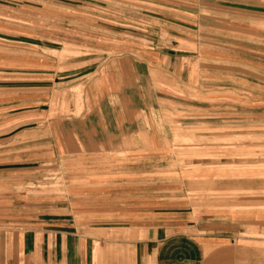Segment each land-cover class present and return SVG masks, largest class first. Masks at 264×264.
<instances>
[{
  "label": "crops",
  "instance_id": "crops-1",
  "mask_svg": "<svg viewBox=\"0 0 264 264\" xmlns=\"http://www.w3.org/2000/svg\"><path fill=\"white\" fill-rule=\"evenodd\" d=\"M100 3L99 31L55 33L82 48L65 64L74 73L63 77L85 78L78 82L85 91L80 116L50 119V104L43 108L45 90L54 99L45 87L54 79L56 86L54 60L37 63L36 81L0 79V146L20 148L0 159V264H90L93 244L110 242L111 235L130 264H205L221 251L264 252V169L173 168L166 164L171 126L155 120L164 111L156 99L166 82L203 92V99L230 100L220 91L249 82L237 77V65L264 67V0ZM94 52L99 59L86 58ZM156 70L163 77L158 84ZM226 108L213 116L235 114ZM216 119L217 129L202 134L237 132L225 128L235 117ZM23 130L45 132L46 145L40 136L16 139ZM60 157L83 165L68 172L64 194L29 197L15 190L36 165L55 166ZM251 256L245 258L261 264Z\"/></svg>",
  "mask_w": 264,
  "mask_h": 264
},
{
  "label": "rangeland",
  "instance_id": "rangeland-1",
  "mask_svg": "<svg viewBox=\"0 0 264 264\" xmlns=\"http://www.w3.org/2000/svg\"><path fill=\"white\" fill-rule=\"evenodd\" d=\"M101 15L103 12L100 0H0V79L11 77L13 80V78L23 76H34L32 80L36 81L37 69L40 68L37 63H40L41 59L50 60L53 64L55 62L57 66L55 64L53 69L57 70L55 73L56 86H52L55 79L45 84L46 88L55 91L54 99L51 100V91L45 90L44 94L49 100L43 108L47 109L50 104V110H48L50 119L67 121L80 116L85 105V91L84 85L78 82L85 78L76 82L73 80L74 76L63 77L74 73V69H71L73 67L65 64L74 61L73 57L79 56L82 48L69 44L68 42H72V39L67 36L58 37L55 33L66 31V33L85 34V32L99 31L104 22ZM50 48L55 50L50 51ZM94 53L95 56L86 58L99 59V54ZM262 55L264 56V52ZM77 59L80 60V58ZM249 60L255 61L252 57H249ZM261 62L264 64V60ZM96 67L92 66L90 71L102 70L100 66ZM4 69L11 73H2ZM82 69L75 71L76 76H83L88 72V66ZM236 72L237 77L245 78L249 82L245 83L246 86L236 83L235 88L230 91L227 89L220 91L222 96L230 100L203 99V92L199 94L200 92L196 89L186 90L174 80L164 83L166 87L164 85L162 87L165 93L162 94V99H156V107H162L164 111L161 114L157 113L155 120L158 127L163 121L169 124L173 132L172 160L166 164L178 169L202 167L264 169V92L261 93V90H264V67L237 65ZM154 73L158 80L155 81L156 84L162 82L159 81L163 79L159 71H152V77ZM261 80L263 81L260 82ZM33 84L34 82L29 83L28 88H34ZM4 86L0 83V88ZM247 86L254 87V89ZM225 107H228L225 110H233L235 114L213 116V110H222ZM218 117H235L234 122H227L235 125L225 128H231L237 132L231 135H220L221 137L202 134L206 132L212 134L211 130L217 129L215 123H218L216 119ZM30 128L32 127H28ZM218 129H220L219 126ZM16 135H19L16 139L21 138L28 142L40 136L46 145L45 132L42 134V132L23 130L20 133L18 131ZM16 148L0 146V159L6 158L9 155L7 152L20 149ZM27 148L32 150L35 147L28 146L25 149ZM59 160L55 166L49 163L36 165V168L30 171L31 174L27 181H23V185L15 187V190L27 192L29 197L64 194L68 189V182L71 181L68 172L80 169L83 165L80 162L74 163V161L70 163L68 157H60ZM16 182L19 183V181ZM106 238L110 242L93 244L94 250L97 251H93V260L90 264H130L125 257V249L123 251L115 245L114 241L117 237L111 235ZM231 250L215 253L212 259L207 258L205 264H255L256 261H249L245 258L250 255L252 259L261 258V264H264V252L245 254L233 251L238 249ZM94 253H96L95 258ZM19 264L24 263L19 262ZM26 264H37V261L32 262L29 259Z\"/></svg>",
  "mask_w": 264,
  "mask_h": 264
}]
</instances>
